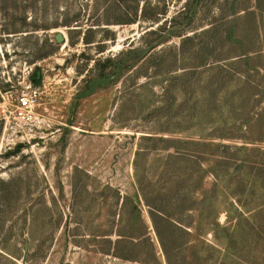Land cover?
I'll return each instance as SVG.
<instances>
[{"label":"rangeland","instance_id":"obj_1","mask_svg":"<svg viewBox=\"0 0 264 264\" xmlns=\"http://www.w3.org/2000/svg\"><path fill=\"white\" fill-rule=\"evenodd\" d=\"M167 257L264 264V0H0V264Z\"/></svg>","mask_w":264,"mask_h":264},{"label":"built area","instance_id":"obj_2","mask_svg":"<svg viewBox=\"0 0 264 264\" xmlns=\"http://www.w3.org/2000/svg\"><path fill=\"white\" fill-rule=\"evenodd\" d=\"M37 98V93L32 91L29 94L23 93L17 97L16 116L22 120H30L33 117V107Z\"/></svg>","mask_w":264,"mask_h":264},{"label":"water","instance_id":"obj_3","mask_svg":"<svg viewBox=\"0 0 264 264\" xmlns=\"http://www.w3.org/2000/svg\"><path fill=\"white\" fill-rule=\"evenodd\" d=\"M55 39H56L57 42H63V40H64V35H63L62 33H57V34L55 35Z\"/></svg>","mask_w":264,"mask_h":264},{"label":"trees","instance_id":"obj_4","mask_svg":"<svg viewBox=\"0 0 264 264\" xmlns=\"http://www.w3.org/2000/svg\"><path fill=\"white\" fill-rule=\"evenodd\" d=\"M20 147H21L20 145L16 146V148H15V152H18V151L20 150ZM176 219H178V218H176ZM241 220H242V219L240 218L239 221H241ZM164 252H165V251H164ZM165 253H166V252H165ZM167 261H168V262H167L168 264H171V263H170V260H169V257H167Z\"/></svg>","mask_w":264,"mask_h":264}]
</instances>
